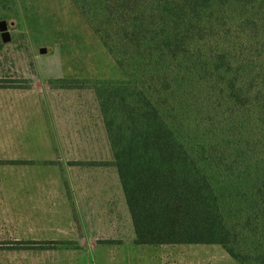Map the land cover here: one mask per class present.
Here are the masks:
<instances>
[{
	"label": "trees",
	"instance_id": "trees-1",
	"mask_svg": "<svg viewBox=\"0 0 264 264\" xmlns=\"http://www.w3.org/2000/svg\"><path fill=\"white\" fill-rule=\"evenodd\" d=\"M70 1L124 75L50 79L91 89L107 133L112 162L74 164L116 168L134 245H218L264 264V0Z\"/></svg>",
	"mask_w": 264,
	"mask_h": 264
},
{
	"label": "rangeland",
	"instance_id": "rangeland-1",
	"mask_svg": "<svg viewBox=\"0 0 264 264\" xmlns=\"http://www.w3.org/2000/svg\"><path fill=\"white\" fill-rule=\"evenodd\" d=\"M1 21L7 22L10 41L3 43L0 33V81L26 80L31 82L30 89L42 91L53 90L49 84L50 79L124 78L122 71L70 0H0ZM43 50L45 52H42ZM71 91L79 94L84 91L93 93L92 100L95 98V104L98 105L91 89ZM5 100L11 102L12 94L6 96ZM74 101L71 100L70 104L73 105ZM34 131L37 136L38 128L36 127ZM17 149L16 146H10L6 153L0 151V158L10 156L11 159H15L28 155L24 151L18 152ZM53 153L57 154L55 148ZM80 156L78 154L76 158ZM68 158L72 157L68 155ZM103 158L104 153L101 159ZM22 162L7 165L0 162V187L11 186L12 175L16 170H39L38 163ZM65 162L66 167L67 164L77 166L76 171H85L86 167H89L76 165L72 160ZM54 163L58 162H52V165ZM60 166L54 165L51 169L60 170ZM71 169L73 168L66 170L69 172ZM116 176L122 189L117 170ZM58 178L54 176L52 180L57 182ZM61 180L64 188H67L66 180L64 178ZM70 180L68 178V183ZM52 199L55 207L52 214L58 217L53 220V225L45 226L43 222L47 219L37 218L34 219L36 225L31 226L34 231L31 232L24 224L25 222L30 225V220H25L14 234L8 235L1 234L3 229L0 225V264H241L218 245H134L135 234L125 198H122V204L118 196L111 206V210L112 207L115 209L116 221L101 225L91 223V226L80 225L76 219V206L72 203L71 197L67 199L66 196L60 200L53 195ZM31 217L36 215L33 214ZM60 240L77 241L79 246L74 250L48 251L7 248V245L14 241Z\"/></svg>",
	"mask_w": 264,
	"mask_h": 264
},
{
	"label": "crops",
	"instance_id": "crops-1",
	"mask_svg": "<svg viewBox=\"0 0 264 264\" xmlns=\"http://www.w3.org/2000/svg\"><path fill=\"white\" fill-rule=\"evenodd\" d=\"M9 94L13 96L11 102L5 100ZM92 94L63 89L0 90V151L6 153L10 146H16L18 152L28 153L15 159L5 156L0 161H28L40 166L39 170L14 171L11 186L0 187L1 234H14L25 220H30V225L24 224L31 232L37 218L47 219L43 222L45 226L53 225V220L58 219L52 214L53 195L60 200L71 197L76 206V219L82 226L116 221L115 209L111 210V206L118 196L123 204L124 194L115 167L89 166L85 172L76 171L77 166L67 164L66 167L65 162L113 161L100 109ZM71 100H75L73 105ZM54 148L57 154L53 153ZM78 154L81 156L76 158ZM56 161L54 165L60 164V170L53 171L52 162ZM70 167L73 169L67 172ZM54 176L64 178L67 188L61 178L54 182ZM33 214L36 217H31Z\"/></svg>",
	"mask_w": 264,
	"mask_h": 264
},
{
	"label": "water",
	"instance_id": "water-1",
	"mask_svg": "<svg viewBox=\"0 0 264 264\" xmlns=\"http://www.w3.org/2000/svg\"><path fill=\"white\" fill-rule=\"evenodd\" d=\"M0 33H1V39L3 43H7L10 41V34L8 31V25L6 21L0 22ZM42 52H45L44 50Z\"/></svg>",
	"mask_w": 264,
	"mask_h": 264
}]
</instances>
